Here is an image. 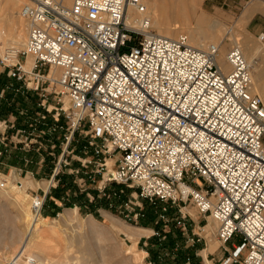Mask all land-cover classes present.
Instances as JSON below:
<instances>
[{"label":"built area","instance_id":"1","mask_svg":"<svg viewBox=\"0 0 264 264\" xmlns=\"http://www.w3.org/2000/svg\"><path fill=\"white\" fill-rule=\"evenodd\" d=\"M145 12L141 0H26L19 12L26 42L0 54L7 79L0 99L37 95L40 110L29 126L51 118L49 134L60 135L53 184L77 151L79 164L68 173L104 171L98 195L109 208L112 185L134 189L163 220L167 207H177L185 230L180 206L188 201L215 224L220 244L240 239L223 264H264V97L252 91L251 66L232 46L225 72L218 45L197 49L185 34L156 35ZM75 132L85 138L78 150L70 148ZM43 193L30 197L32 220L41 215ZM205 234L197 224L186 242Z\"/></svg>","mask_w":264,"mask_h":264},{"label":"rangeland","instance_id":"2","mask_svg":"<svg viewBox=\"0 0 264 264\" xmlns=\"http://www.w3.org/2000/svg\"><path fill=\"white\" fill-rule=\"evenodd\" d=\"M21 2L20 8L26 0ZM182 2L187 3L188 0H173V3L167 0V4L174 6ZM254 2L261 8L244 20L245 11ZM200 12L220 21L225 31L232 32L238 41L245 42L252 37L249 40L255 42L264 34V0H201L198 13ZM189 21L190 27L195 28V18L190 17ZM22 22L26 25L24 20ZM152 30L157 33L155 29ZM27 31L26 27L24 43ZM179 34H185L184 29L176 30L174 38ZM227 37L229 35L220 43L224 55L233 46ZM261 41L264 45V38ZM209 44L212 42L207 41L202 48ZM7 46L10 45L0 43V54ZM259 51L261 53L257 52L256 59L264 65V49ZM229 69L228 67L225 71ZM5 83L7 79L0 76V89ZM255 92L256 90L253 91ZM38 100L37 95L27 96L21 92H6L4 98L0 99V150L3 152L6 149L3 156H13V166L16 168L2 170L1 163H5V159L0 157V183H5V187H0V193L5 194L10 183L16 185L20 181L25 188L24 192L17 189L10 191L9 197L0 201V264L9 263V258L18 250L26 228L32 221L30 197L35 193L43 195V192L47 194L39 219L47 220L55 233L48 234L40 241L43 248L32 245L21 258V264L27 262L26 255L29 253L43 264H193L191 254L197 245L201 249L197 250L195 257L192 254L196 258V264H223L228 251L232 250V245H237L240 239L233 237L226 244H220L215 238V224L209 219L199 217L196 208L188 201L180 206L181 213L185 214V230L176 221L179 216L177 207H167L163 220L159 216V207L141 200L136 190L120 185L110 187L117 194L110 198L111 202L114 201L113 207L110 210L104 209L97 205L102 199L98 195V187L104 171H97L90 166L87 174L82 171L74 177L68 173L79 164L76 157L80 155L77 151L67 156V165H62L59 175L54 178V184L50 182L61 154L58 146L60 135L49 134L47 125H50L51 118L44 126H29L35 112L40 110L37 107ZM21 110L26 112L20 114ZM11 125L14 127H10ZM72 138L70 148L74 144H77L75 150L81 148L80 143L85 138L79 132H75ZM49 152L53 155H49ZM117 157L107 161L108 169L114 167ZM88 175L94 177V183L86 180ZM59 176H65L72 182V187L65 189L59 186ZM42 183L45 185H41ZM50 184L53 185L48 190ZM13 197L19 199L15 201ZM25 213L29 217L25 218ZM197 224L205 226L206 234L204 239L193 245L186 242V235L189 231H195ZM139 228L149 229L151 232L137 236ZM129 247H132L130 253L127 252Z\"/></svg>","mask_w":264,"mask_h":264},{"label":"bare ground","instance_id":"3","mask_svg":"<svg viewBox=\"0 0 264 264\" xmlns=\"http://www.w3.org/2000/svg\"><path fill=\"white\" fill-rule=\"evenodd\" d=\"M169 1L170 3H173V0ZM70 2L71 0H67V3ZM141 2L146 8L144 16L149 17L151 28L157 31L156 35L175 39V31L178 29H184L188 38V43L192 47L203 49L202 47L207 43V41L218 45L220 50V59L218 58V64L224 71L228 69L229 65L226 63L225 55L223 54L224 51L221 48L220 43L225 38V36L229 35V37H227L228 41L233 44V46H238L242 50L247 63L251 66V79L253 85L252 91L257 90L258 94L261 96L263 95L264 97V80H262L264 79V70L262 67L263 64L256 59L257 52H260L259 50L261 48L264 49V45L261 41L262 38L256 39V41L254 39L255 42L249 40L252 37H248L249 39L245 40V42L238 41V38L236 39L232 35V32L229 30L225 31L226 29L223 28V24L220 21L216 20L215 18L208 17L202 12L198 13L201 0H188L187 3L182 2L180 5L175 6L173 4H167V0H141ZM20 3L22 4L21 0H0V43L10 45L11 47L15 48H22L24 46V40L26 38L25 30L26 27L28 28L27 23L26 26L24 22H22L23 19L18 13ZM255 4L256 3L254 2V5H250L251 7L245 11V14L243 15L244 20L253 14V12L261 8L259 5ZM131 13L132 15H135V13ZM137 16L141 17L142 15L139 14ZM190 17L195 18V28H192L193 26L190 27ZM261 56L262 55H260V57ZM57 73L59 72L54 71V74ZM20 183L22 184L21 187H19L17 184L11 185L10 183L7 189L8 191H6L5 194L0 193V201L6 200V197H9L8 193L10 191L17 189L18 191L22 190L24 192V184L21 181ZM41 185H45V183H42ZM12 199L17 201L19 198L13 197ZM26 217H29L28 213H25V218ZM52 228L53 227L50 225V223H48L45 219L38 218L32 220L26 228L24 237L18 250L14 252L15 254L11 258H9L8 264H21V258L25 253H28V250L32 247V245H38L39 247L43 248L40 241H42L48 234L55 233L54 229ZM148 232L151 231L149 229L139 228L137 236L144 235ZM131 249L132 247H129L127 252L130 253ZM27 255L26 257L28 260L26 259L27 262L24 264H32L30 261H33V264H43L34 256L32 257L30 253Z\"/></svg>","mask_w":264,"mask_h":264},{"label":"crops","instance_id":"4","mask_svg":"<svg viewBox=\"0 0 264 264\" xmlns=\"http://www.w3.org/2000/svg\"><path fill=\"white\" fill-rule=\"evenodd\" d=\"M262 67H263V70H264V65H262ZM264 78V77H263ZM262 80H264V79H262ZM256 93L258 94V92H257V90H256ZM260 95V94H259ZM50 118V117H49ZM57 151H59V149L57 150ZM51 153L49 152V155H50ZM0 157H2V159L4 158L5 159V163H1L2 164V166H3V169L2 170H4L5 171V169H11V168H14V169H16L15 168V166H13V163H15L14 162V160L12 159V157L13 156H10V154L9 155H4L3 156V154L2 155H0ZM1 159V160H2ZM43 160V159H42ZM31 163H32V161H30ZM18 170H20V169H18ZM21 171V170H20ZM49 171H50V168H49ZM21 172H23V171H21ZM233 245H235V244H233ZM232 245V246H233ZM201 249V246L200 245H197V247H196V249L192 252V254L194 255V257H195V255L197 254V250H200ZM191 254V263H193V264H196V261H195V259L193 258V255ZM189 260H190V258H189Z\"/></svg>","mask_w":264,"mask_h":264},{"label":"trees","instance_id":"5","mask_svg":"<svg viewBox=\"0 0 264 264\" xmlns=\"http://www.w3.org/2000/svg\"><path fill=\"white\" fill-rule=\"evenodd\" d=\"M58 181H59L58 185L59 186L61 185L62 188L66 189L68 186L72 187V182L68 181L65 176H59ZM97 205L102 206L104 209L110 210L107 201L103 198L101 199L100 202H97Z\"/></svg>","mask_w":264,"mask_h":264}]
</instances>
